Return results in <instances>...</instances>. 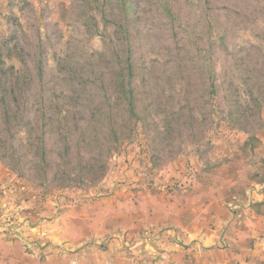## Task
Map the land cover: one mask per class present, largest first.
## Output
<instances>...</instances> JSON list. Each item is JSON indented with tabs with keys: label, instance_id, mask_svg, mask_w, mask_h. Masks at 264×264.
Segmentation results:
<instances>
[{
	"label": "rangeland",
	"instance_id": "obj_1",
	"mask_svg": "<svg viewBox=\"0 0 264 264\" xmlns=\"http://www.w3.org/2000/svg\"><path fill=\"white\" fill-rule=\"evenodd\" d=\"M220 164L244 173L234 197L250 209L264 193V0H0V234L109 185L193 192ZM144 232L166 230L122 248Z\"/></svg>",
	"mask_w": 264,
	"mask_h": 264
},
{
	"label": "crops",
	"instance_id": "obj_2",
	"mask_svg": "<svg viewBox=\"0 0 264 264\" xmlns=\"http://www.w3.org/2000/svg\"><path fill=\"white\" fill-rule=\"evenodd\" d=\"M237 177L234 166L220 164L208 180L198 177L193 192L169 198H134L106 186L107 194L62 206L54 218L27 228L39 245H27L21 228L0 234V264H264V193H252L244 210L234 197L242 189ZM147 228L166 232L122 248L119 236L130 240Z\"/></svg>",
	"mask_w": 264,
	"mask_h": 264
},
{
	"label": "built area",
	"instance_id": "obj_3",
	"mask_svg": "<svg viewBox=\"0 0 264 264\" xmlns=\"http://www.w3.org/2000/svg\"><path fill=\"white\" fill-rule=\"evenodd\" d=\"M4 228L7 230L15 231L18 227L14 225L12 221H8L4 224ZM161 232H144L143 235H145L148 238H153L159 235ZM127 245V244H126ZM130 248V247H129Z\"/></svg>",
	"mask_w": 264,
	"mask_h": 264
}]
</instances>
